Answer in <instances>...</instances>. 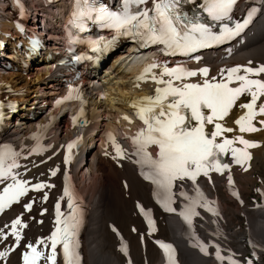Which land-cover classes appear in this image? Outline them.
Returning a JSON list of instances; mask_svg holds the SVG:
<instances>
[{
    "label": "bare ground",
    "instance_id": "1",
    "mask_svg": "<svg viewBox=\"0 0 264 264\" xmlns=\"http://www.w3.org/2000/svg\"><path fill=\"white\" fill-rule=\"evenodd\" d=\"M31 3L30 20L25 29L23 24L14 22L5 2L0 1V14L5 13L6 17L0 38L10 46L7 58L0 57V83L7 87L1 96L4 100L18 103L11 117L0 118V146L9 145L18 153L16 160L20 167L13 169L19 173L18 179L27 181V184L50 187L29 189L0 212V230L6 237L0 238V252L7 253L0 257V264H21L23 253L28 251V243L51 235L56 221V204H60L61 211L64 201L66 177L75 181L87 208L81 244L85 264H126L119 250L117 234L127 242L131 264H163L160 250L153 243L160 234L175 242L180 264H243L241 260L247 250L251 255L247 259L249 264H264V126L258 123L264 117L257 116L254 123L262 130L253 133H240L234 123L244 114V109L239 107H234L220 121L234 129L224 137L231 139L242 135L247 140L254 139L259 146L248 149L251 160L247 170L230 165L234 168L231 184L225 185L224 172L216 171L209 172L208 176H199L195 184L188 179L177 180L172 189V208L175 211H160L161 208L152 204V185L141 177L142 167L137 163L140 157L135 154L136 147L132 142L139 127L133 120L132 105L154 93V76L170 79L161 75L164 67L196 71L200 65L206 64L210 80L212 77L224 78L222 70L227 65L253 68L264 65V0H237L232 9L234 14L251 8L255 9V15L244 34L226 47L205 49L188 60L167 59L164 65L154 61L156 66L141 79L136 68L126 69L125 61L130 54L120 50L98 75L96 83L81 77L76 66L69 62L70 58L64 55L54 31L48 30V37L43 36L42 31L35 32L40 20L50 25L55 14L53 8L42 9L35 1ZM36 34L40 40V51L36 55L39 61L33 66L28 63L30 56L23 52H30L23 40L25 35ZM240 74L243 75V71ZM249 78L264 80V73L259 76L249 74ZM204 80L205 77L198 74L183 81L174 80V84L179 86ZM67 89L87 102V122L81 125L82 145L67 156L68 163H65L63 144L78 134L77 128L68 123L74 100L57 104ZM249 99L244 95L237 104ZM261 102H264V97L257 106ZM206 127L212 131L213 125ZM110 137L123 150V158L117 155ZM224 137L218 139L222 141ZM234 146L243 145L237 143ZM147 150L154 156L152 148ZM11 182L9 179L0 183V193ZM197 187L203 198L197 196ZM251 188H254L253 198H250ZM181 192L198 201L195 206L198 215L192 216L191 225L182 219L180 213L192 201L181 196ZM204 203L212 211L200 206ZM29 204L30 209L26 207ZM141 208L148 209L154 217L152 225H149ZM122 212L127 214L131 223V233H123L118 226ZM17 218L26 225L17 226L21 236L19 243L11 228ZM147 228H150L149 233ZM109 230L112 231L111 237ZM201 246L206 251H202ZM217 252L223 259L217 257ZM60 261L58 254L57 264H61ZM40 264L45 262L41 260Z\"/></svg>",
    "mask_w": 264,
    "mask_h": 264
},
{
    "label": "snow or ice",
    "instance_id": "2",
    "mask_svg": "<svg viewBox=\"0 0 264 264\" xmlns=\"http://www.w3.org/2000/svg\"><path fill=\"white\" fill-rule=\"evenodd\" d=\"M183 2L184 0H152V8L149 9L140 7L147 4L148 0H123L122 10L114 12L104 7H95L93 0H77L78 8L74 17L81 22V27H83L84 18L95 19L102 22L103 26L114 29L117 36L139 37L147 43L163 44L173 53L182 54L195 52L234 36L249 22L245 19L243 23H237L234 29L225 27L223 32L217 35L213 33L211 26L200 22L198 14L189 16L183 12L181 9ZM191 2L194 3L195 0ZM236 3L237 0H203L199 7L213 21H220L229 17ZM131 5H135V8ZM253 12L255 9L249 12V18ZM95 43L99 44V42ZM226 71V79L217 81L216 77L210 80L207 78L209 73L207 67L200 68L198 72L182 67L171 69L164 67L161 75L170 79L153 77L158 85H164V87H157L155 95L142 97L132 105L137 110V117L145 125L132 137L133 145L136 147L135 154L140 157L137 163L141 164L144 178L156 185L157 195L167 211H175L171 204L174 202L172 189L177 180L188 179L195 184L199 176H208L211 171L223 174L224 170L229 169V165L221 162V154L230 153L234 162L243 166L251 160L248 149L259 146L257 142L247 140L242 135L231 139L224 137L225 133H231L234 129L226 127L220 121H223L234 107H239L246 110L234 121L239 132L253 133L262 130L254 121L257 116L264 117V102L257 106V102L264 97V80L251 79L249 74L259 76L264 73V65L258 68L236 66ZM242 71L243 75L240 74ZM198 74L205 77L202 84L181 83L179 86L174 84V80L183 81L187 77ZM233 83L237 86L232 87ZM244 95L250 97L249 101L237 104ZM71 98L70 94L65 99ZM59 103L61 101H57V104ZM124 118L128 119V117ZM258 123L264 126V119L259 120ZM206 125H213L214 130L206 131ZM218 137L224 138L221 142H217ZM110 139L113 138L110 137ZM113 143L117 155L123 158V150L119 145H115L114 139ZM237 143L243 147H235ZM153 145L158 148L155 158L147 150ZM73 147L74 143L68 145L69 152ZM17 156L18 153L14 152L11 146H0V183L9 179L12 181L0 193V212L28 191L26 186L28 182L18 179L19 173L13 172V169L20 167L16 160ZM65 163H68L67 157ZM145 167L147 171H143ZM52 174L55 175V172ZM228 179L231 182V176ZM43 187H50V185L34 186L36 190ZM196 193L198 197L203 198L199 187L196 188ZM64 195L68 197V208L71 210L69 215L64 216L60 211V204H56L55 231L46 238L27 244L28 251L23 253V264H40L41 260L45 264H57L58 245L62 249L63 264H80L77 235L82 214L74 204L69 187H65ZM180 195L192 201L186 206V210L180 213L191 225L192 216L198 215L195 212L198 201L188 197L185 192H181ZM200 206L212 211L207 203ZM26 207L30 209L31 205ZM141 212H144L143 208ZM144 214L147 215L146 212ZM149 223H152L150 219ZM17 226L26 227V225H22L20 218L15 219L11 224L12 235L19 243L21 236ZM0 238H6L2 230H0ZM157 243L163 249L168 264H175L172 246L163 242ZM48 249L50 251H47ZM201 250L206 251V248L201 246ZM122 251L126 253V247ZM6 254V252H0V257ZM217 257L223 259L219 256V252Z\"/></svg>",
    "mask_w": 264,
    "mask_h": 264
},
{
    "label": "rangeland",
    "instance_id": "3",
    "mask_svg": "<svg viewBox=\"0 0 264 264\" xmlns=\"http://www.w3.org/2000/svg\"><path fill=\"white\" fill-rule=\"evenodd\" d=\"M44 36V35H43ZM41 37H42V35H41ZM46 37H48V35H46ZM9 52V51H8ZM6 56V55H5ZM37 63H38V61H33L32 62V65L33 66H36L37 65ZM49 84V83H48ZM103 99H104V97H103ZM79 188V187H78ZM252 189V195L250 196V198H253L254 196H253V190H254V188H251ZM81 191V190H80ZM125 213V212H124ZM123 212H122V216L123 217H121V219L119 220V223H118V226L120 227V230L123 232V233H127V231H129L130 232V229H129V227H131L130 226V222H128V220H127V217H126V213L124 214ZM110 231V233H109V236L111 237V233H112V231L111 230H109ZM131 233V232H130ZM133 234V233H132ZM135 240V239H134ZM137 243H138V241H137V239L135 240ZM153 252V251H152ZM247 254H246V256L248 255V251L246 252ZM153 255L155 256V254L153 253ZM137 257H139V256H137ZM262 257H264V255L262 256ZM251 258V257H250ZM140 258H137V260H139ZM143 260V259H142ZM140 261V260H139Z\"/></svg>",
    "mask_w": 264,
    "mask_h": 264
}]
</instances>
